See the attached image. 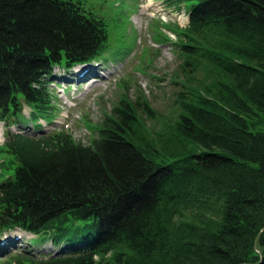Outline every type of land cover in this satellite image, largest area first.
Segmentation results:
<instances>
[{"label": "trees", "instance_id": "trees-1", "mask_svg": "<svg viewBox=\"0 0 264 264\" xmlns=\"http://www.w3.org/2000/svg\"><path fill=\"white\" fill-rule=\"evenodd\" d=\"M166 1L187 13L185 74L206 64L213 80L184 83L161 131L123 96L83 144L38 121L57 112L56 70L106 59L102 17L83 0H0L7 264H264V132L246 119L264 112V0Z\"/></svg>", "mask_w": 264, "mask_h": 264}, {"label": "rangeland", "instance_id": "rangeland-1", "mask_svg": "<svg viewBox=\"0 0 264 264\" xmlns=\"http://www.w3.org/2000/svg\"><path fill=\"white\" fill-rule=\"evenodd\" d=\"M83 2L87 10L101 16L106 24L108 51L104 58L108 60L97 59L67 71L56 70L58 85H53L52 90L57 112L52 124L42 122L46 131H65L75 141L89 144L97 137L105 115L123 96L137 102L140 118L148 129L161 131L175 119L176 94L184 88V83L197 87L202 81L213 80L207 75L206 64L188 76L182 68L183 57L175 45L180 40L178 33L186 27L182 6L178 9L166 0ZM149 2L150 6H143ZM236 58L255 64L246 58ZM146 109L151 110L153 117L147 115ZM252 110L246 117L249 130L264 132V112L254 107ZM27 111L25 108L24 113ZM2 137L0 124V148ZM187 146L194 152L204 150L194 143L188 142ZM9 158L0 150V181L11 172L3 166ZM16 233L23 240L33 237L22 231ZM50 246L47 242L37 249L50 250ZM6 260L7 257L0 258V264H7Z\"/></svg>", "mask_w": 264, "mask_h": 264}, {"label": "bare ground", "instance_id": "bare-ground-1", "mask_svg": "<svg viewBox=\"0 0 264 264\" xmlns=\"http://www.w3.org/2000/svg\"><path fill=\"white\" fill-rule=\"evenodd\" d=\"M150 4H152V3L149 2L148 4H145V5H143V6H144V7H145V6H150ZM150 15H153V13H150ZM81 70H83V69H81ZM92 80H93V79H92Z\"/></svg>", "mask_w": 264, "mask_h": 264}]
</instances>
